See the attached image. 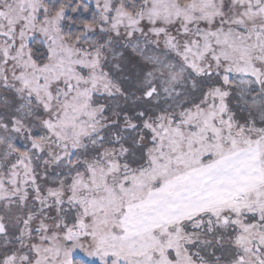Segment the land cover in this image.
<instances>
[{"label": "snow or ice", "instance_id": "6c2138e0", "mask_svg": "<svg viewBox=\"0 0 264 264\" xmlns=\"http://www.w3.org/2000/svg\"><path fill=\"white\" fill-rule=\"evenodd\" d=\"M0 264H264V0H0Z\"/></svg>", "mask_w": 264, "mask_h": 264}]
</instances>
